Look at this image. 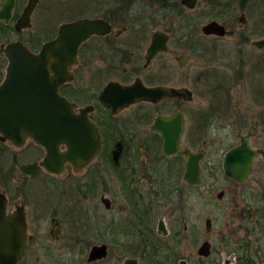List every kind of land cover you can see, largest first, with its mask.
Returning a JSON list of instances; mask_svg holds the SVG:
<instances>
[{
	"label": "flooded vegetation",
	"instance_id": "1",
	"mask_svg": "<svg viewBox=\"0 0 264 264\" xmlns=\"http://www.w3.org/2000/svg\"><path fill=\"white\" fill-rule=\"evenodd\" d=\"M28 1L19 13L22 0H15L10 21H0V40H3L0 46L20 41L33 53H39L45 42L58 37L61 25L83 19L97 22L90 28L94 30L78 46L74 62L69 66L73 78L59 87V93L76 105L75 112H79L80 108H91L89 115L99 129L100 149L81 170H76L75 166L67 163L63 172L54 173L47 171L42 165L46 150L33 138L28 137L24 144L18 147L8 140H1L0 135V145L8 143L21 149L32 144L42 153L37 166L25 167L27 170L23 171L25 176L31 177L32 180L37 179V184L29 186V183L20 180V184L13 189V186L7 185L5 179L4 186H0V191L6 197V214L20 210L25 217L28 242L21 264H71L76 255V246L82 242L90 246L88 264H115L118 261L125 264L127 259H137L140 264L141 260L154 264L150 261L159 258L168 261L180 258L179 233L187 234L189 228L185 224L183 231L179 232L177 227L176 230L170 227V211L172 210L176 217L183 208L181 203L185 200L187 188L197 190L202 185L203 177L208 175L204 169V161L209 158L205 148L208 141L202 139L219 118H227V113V123L231 124V85L242 78L247 81L249 87L253 82L254 86L257 85L256 75L263 71L264 57L244 56L243 49L247 41L254 48L264 49L253 43L264 38L250 40L248 35H242L238 45L241 52L239 65L234 73L228 74L220 68L211 67L204 75L197 76L198 84L202 89H206L209 103L195 111L197 131L194 134L193 129L190 133L188 131L187 104L193 102L196 93L187 85L172 84L170 57H173L180 69L187 68L188 51L205 56L211 61L223 58L224 49L220 47L224 45H220L218 41L231 38L236 33L234 26H229L228 21L220 18L221 14H228L232 10L228 0H206L214 11L222 9L220 12H197L201 0H189L194 2L192 7L188 6L187 0H68L66 21L58 25H47L40 33L28 39L8 41L10 33L23 34L32 28V15L41 0L37 2L31 14V27L21 32L15 28ZM154 9L158 10L155 17L149 19L145 16V11ZM241 9L243 11L237 20L244 24L247 21V10ZM207 17L213 18L203 23L202 19ZM161 21L168 26L163 27ZM210 22L223 26L224 34H206L203 28ZM156 35L163 40L164 47L149 59V49ZM208 39H212L213 44L208 46L205 42ZM0 54L3 55V60H7L8 65L6 55L1 51ZM165 58L167 60H164L163 66L155 69V62ZM95 62H100L101 65L91 74L87 73V69L89 70ZM207 62L211 63L208 60ZM246 64H253L247 74L242 70ZM49 69L53 75L50 65ZM80 72H83L89 82L87 89H79L76 84ZM137 80L147 88L162 86L177 89L180 93L156 102L142 99L117 112L101 99V94L109 83L128 87ZM259 92L256 93L259 97L264 96L263 92ZM131 109L135 110L132 117L129 115L123 118L122 113ZM177 113L183 117V129L176 150L169 153L163 134L155 128V122L159 117L170 118ZM245 119L244 115L239 116L238 122L242 124ZM247 134H250L252 148L263 149L252 144L255 131L249 130L238 134L239 142L228 150L239 146L242 136ZM60 149L65 151L66 147L61 146ZM226 152L222 156L221 165L225 179L237 184L245 183L226 176L223 169ZM190 155L198 157V183H189L187 180ZM263 158L264 156H260L255 159L251 177L257 162ZM68 166L71 167V174L77 177H70L66 181L67 175H70L66 172ZM42 169L44 171H40ZM180 186L182 190L175 193ZM225 194L226 191L221 189L217 198L222 199ZM256 217L264 220V208H261L260 215ZM207 219L211 218H206L205 224ZM212 227L211 220L210 233L205 229L207 235L211 234ZM205 241L209 240L202 241L197 249L201 258H208L212 254V244L209 241L211 254L208 257L200 255L199 249ZM244 245L249 248L245 254L260 253L258 246L253 247L249 241ZM94 246L105 247L106 256L89 261Z\"/></svg>",
	"mask_w": 264,
	"mask_h": 264
},
{
	"label": "rangeland",
	"instance_id": "2",
	"mask_svg": "<svg viewBox=\"0 0 264 264\" xmlns=\"http://www.w3.org/2000/svg\"><path fill=\"white\" fill-rule=\"evenodd\" d=\"M27 1L22 0V7L19 13L22 12ZM228 1L232 6V10L228 14H221L220 18L228 21L229 26H234L236 33L231 38L218 41L220 45H224V47H220L222 50L224 49L223 58H219L218 61H211L205 56L203 57L195 52L188 51L189 63L187 68L180 69L178 63L174 62L173 57H170L173 71L171 77L172 84L187 85L193 88L196 93L193 102L187 104L189 133L192 132V129L194 134L197 131V115L195 111L205 107L209 103L207 94L205 93L206 89H202L203 87L198 84L199 80L197 76L204 75V72L211 67L220 68L228 74L234 73V70L239 65L241 52L238 50V45L242 35H248L250 40L264 38V0ZM67 5L68 0H41L38 8L32 15V28L23 34L12 32L10 33V38L7 40H25L36 33H40L47 25H58L60 22L66 21L68 15L66 12L69 11V9H66ZM241 8L247 10V21L244 24L239 23L237 20L243 11ZM196 10L197 12L202 10L220 12L222 9L214 11L213 7L206 0H201ZM157 11V9L145 11V16L151 19L156 16ZM208 11H204V13ZM213 17L204 18L202 21L206 23ZM155 21L159 22L158 20ZM161 22L163 27L168 26L167 23ZM42 38V40L45 39L44 35ZM2 41L0 40V44ZM205 42L208 46L213 44L212 39H208ZM243 55H252V58L264 57V49L254 48L247 41L246 45H244ZM2 57L3 55L0 54V80L4 76L7 66V60H3ZM164 60H167V58L157 60L154 64L155 69L158 67L160 69L163 66ZM207 60L211 63L208 64ZM210 64L214 65L211 66ZM100 65V62H95L89 67V70L87 69V73L91 74ZM252 65H244L242 70H244L245 74L248 73L250 67L252 69ZM262 68L263 71L256 75L257 85L255 86L253 82L249 87L244 78L237 81L233 80L235 83L231 85L229 100L233 112L230 114L232 116L230 118L231 124L227 123L226 119L229 118L227 113L226 119L223 117L219 118L215 122V125L211 127L210 132L204 134L205 137L202 141H208L205 144V148L209 153V158L204 161V169L207 170L208 175L206 178L203 177L202 185L197 190L187 188L184 196L185 200L183 204L181 203L183 208L176 217L173 211H170L169 226L173 229L177 227L179 232H181L183 231V226L186 224L189 228V233H179L181 236L180 241L178 240V249L181 253L180 258H176L171 263H168L167 259H165V264H179L183 259L188 264H236L242 253L240 247L248 241L253 247L261 246L260 253L257 255L255 253L252 254V258L256 260L253 263L264 264V220L257 219L256 217L260 215L261 208H264V158L257 162L253 176L242 184L225 179L221 168L222 156L230 147L239 142L238 134L246 133L249 130L255 131L252 144L255 147L264 149V96L259 97L260 95L256 94L259 91L264 93V63ZM79 76L80 78H76L78 88H85L86 85L88 87L89 82L83 75V72H80ZM85 100L84 98L83 101ZM133 112L135 110H126L121 115L123 118L129 115L132 117ZM243 115L246 119L241 124L238 122V118ZM41 158L42 153L38 149H35L32 144H28L21 149H17L8 143L0 145V186H4L5 179L7 180V185L9 187L13 186V189L20 184V180L29 183V186L37 184V179L32 180L31 177L25 176L23 171L27 170L25 167L37 166ZM66 172L70 173V175H67L66 181L70 177H77L71 174L72 170L70 166L67 167ZM221 189H224L226 194L224 198L218 199L217 193ZM181 190L180 186L174 192H180ZM206 218H211L213 224L210 235H207L205 231ZM205 239H208L212 244V254L208 258H201L197 254V249ZM238 248L240 249L238 250ZM89 250L90 246L88 243L82 242L77 244L76 255L71 264H88L87 256ZM150 262H154L155 264V260ZM141 263L147 264L142 260ZM115 264L120 263L118 261Z\"/></svg>",
	"mask_w": 264,
	"mask_h": 264
},
{
	"label": "water",
	"instance_id": "3",
	"mask_svg": "<svg viewBox=\"0 0 264 264\" xmlns=\"http://www.w3.org/2000/svg\"><path fill=\"white\" fill-rule=\"evenodd\" d=\"M38 1H28L15 26L18 32L31 27V14ZM186 3L190 7L194 5L193 1L187 0ZM14 5L15 0H2L0 21H10ZM95 23L83 19L61 25L58 37L45 42L39 53H33L20 41L0 46V51L8 58L5 78L0 84L1 140H8L19 147L28 137L33 138L45 148L42 165L50 172H63L67 163L81 170L100 149L99 129L89 115L91 108H80L79 112H75L76 105L59 93V87L72 80L69 66L74 62L78 46L94 30L90 28ZM203 30L206 34H224L223 26L216 22L208 23ZM157 36L149 49V59L164 47L163 40ZM253 43L264 48V39ZM179 93L177 89L162 86L147 88L137 80L128 87L109 83L101 99L117 112L142 99L156 102ZM155 128L163 134L169 153L174 152L183 129L182 115L177 113L170 118L159 117ZM61 146H65L66 150L61 151ZM260 156H264V150L251 147L250 134L242 136L239 146L228 150L224 156L226 176L237 182H246L254 171L255 159ZM198 167V157L190 155L186 172L189 183L199 182ZM205 225L207 233H210L211 219H207ZM27 242L24 215L20 210L7 215L6 197L0 191V264H21ZM104 248L94 246L89 261L104 258ZM199 253L204 257L211 254L209 241L204 242ZM125 264L140 263L137 259H127ZM180 264L187 262L182 260Z\"/></svg>",
	"mask_w": 264,
	"mask_h": 264
},
{
	"label": "trees",
	"instance_id": "4",
	"mask_svg": "<svg viewBox=\"0 0 264 264\" xmlns=\"http://www.w3.org/2000/svg\"><path fill=\"white\" fill-rule=\"evenodd\" d=\"M260 248H261V246H258V250H260ZM241 249H242V256L240 257V260H239V263L238 264H254L253 262H256V260L252 258L253 255L252 254H250V255L245 254L246 252L249 251V248H247L243 244L242 247H241ZM173 259L174 260L171 259L170 261L167 260V262L168 263H171V261L173 262V261L176 260V258H173ZM165 263H166V260L163 259V258L155 259V264H165Z\"/></svg>",
	"mask_w": 264,
	"mask_h": 264
}]
</instances>
